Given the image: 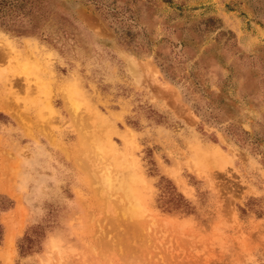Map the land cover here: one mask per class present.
<instances>
[{
  "label": "rangeland",
  "instance_id": "1",
  "mask_svg": "<svg viewBox=\"0 0 264 264\" xmlns=\"http://www.w3.org/2000/svg\"><path fill=\"white\" fill-rule=\"evenodd\" d=\"M116 1L151 54L85 0L72 38L0 31V264H264V0Z\"/></svg>",
  "mask_w": 264,
  "mask_h": 264
},
{
  "label": "trees",
  "instance_id": "2",
  "mask_svg": "<svg viewBox=\"0 0 264 264\" xmlns=\"http://www.w3.org/2000/svg\"><path fill=\"white\" fill-rule=\"evenodd\" d=\"M85 4L98 14L114 31L120 44L136 54H151L152 43L144 28L132 17L130 8L116 0H85ZM211 21L212 19H208ZM73 25L56 11L54 0H0V31L13 36H38L43 40L67 39L73 36ZM141 35L142 39L137 37ZM166 72L163 63L159 64ZM170 69L172 64H169ZM171 79H173L170 76ZM240 145L248 144L249 134L240 129L232 132ZM264 165V151L259 152ZM182 198V196L180 195Z\"/></svg>",
  "mask_w": 264,
  "mask_h": 264
},
{
  "label": "bare ground",
  "instance_id": "3",
  "mask_svg": "<svg viewBox=\"0 0 264 264\" xmlns=\"http://www.w3.org/2000/svg\"><path fill=\"white\" fill-rule=\"evenodd\" d=\"M7 47V46H6ZM78 92H79V90L78 89H76V88H74V90H73V92H72V94L71 95H76V94H78ZM70 96V95H69ZM68 96V97H69ZM70 98V97H69ZM73 98H75V97H73ZM71 99H72V97H71ZM70 99V100H71ZM72 101V100H71ZM74 101V100H73ZM71 102L72 103V105L75 103V102ZM77 103H80V102H78L77 101ZM5 105V104H4ZM75 105V104H74ZM77 105V104H76ZM98 127V126H97ZM95 129V128H94ZM101 129V128H100ZM99 129V130H100ZM96 130V129H95ZM98 136V135H97ZM105 136H106V138H105ZM103 135L102 137H100V138H96V139H94V143H93V145L94 146H96L97 147V149L99 148L100 149V152H103V153H101V154H104V153H108L109 152V149H111L110 147H112L111 145H113L112 144V142H110L111 140V138H109V136L108 135ZM89 140V139H88ZM114 147V146H113ZM112 147V148H113ZM99 149H98V151H99ZM200 150V149H199ZM200 152V151H199ZM203 152V151H202ZM115 154V153H114ZM113 154V155H114ZM219 154L220 153H218L217 151H206V152H203L202 153V158L203 159H205L204 161L206 162V161H210V160H217L218 159V157H219ZM104 155H106V154H104ZM112 155V154H111ZM107 156H108V154H107ZM107 156H106V158H107ZM105 157V156H104ZM121 158H120V161H118L117 160V167L121 170H119L120 172H121V174H119V176H118V178L116 177V178H113L110 174L108 175V176H105V178L103 179V178H100V179H103V184L105 185V187L107 188V189H112V188H114L115 187V189L117 190V191H119V192H121L124 196H125V198L130 202V204L131 205H134V206H131L132 208H131V213H133V214H135V215H137L138 216V213H140V211H138V209L136 208V206H140L139 208L141 209V203H139L140 202V200H141V198H140V200L138 199V194L136 193L137 191H134L133 190V188H131L132 186H130V181L132 180H134L135 178H136V180H137V174H136V176L134 175L135 174V171L132 173V169L130 170V166H133V164L134 163H132L131 162V164L132 165H130V166H128V163H127V161H126V158L124 157V159L125 160H121L122 159V156H120ZM111 158H114L113 156L111 157ZM116 158V157H115ZM108 159H109V157H108ZM96 160V159H95ZM201 160V159H200ZM109 161H111L110 159H109ZM112 161H114V159H112ZM126 161V162H125ZM129 162V161H128ZM215 162V161H214ZM204 162L202 161L201 162V164H203ZM81 164V163H80ZM206 164V163H205ZM130 167V168H129ZM132 168H134V166L132 167ZM200 169V168H199ZM114 170V169H113ZM199 173H201V172H199ZM116 183V184H115ZM127 202V201H126ZM136 204V205H135ZM139 204V205H138ZM124 206V205H123ZM128 207H130V206H128L127 205V207L125 206V208H127V209H129ZM130 210V209H129ZM129 212V211H128ZM142 212V211H141Z\"/></svg>",
  "mask_w": 264,
  "mask_h": 264
}]
</instances>
